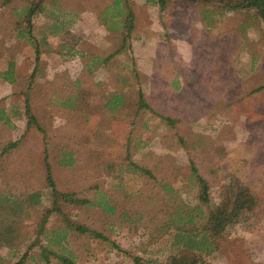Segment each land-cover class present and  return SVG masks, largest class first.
<instances>
[{
	"label": "rangeland",
	"instance_id": "rangeland-1",
	"mask_svg": "<svg viewBox=\"0 0 264 264\" xmlns=\"http://www.w3.org/2000/svg\"><path fill=\"white\" fill-rule=\"evenodd\" d=\"M33 1L39 0H0V110L5 113L0 151L17 142L0 157V190L24 194L43 188L46 148L60 189L89 198L104 191L117 205L111 213L99 206L70 207L74 218L94 225L123 249L75 237L78 264H134L125 250L165 264L179 248L174 231L146 245L150 231L159 232L164 200L142 199L162 196L164 181L177 185L181 177L189 179L194 159L212 184H220L211 188L215 200L236 194L243 184L257 199L253 211L227 227L219 249L206 261L264 264V22L249 10L223 14L218 2L171 0L162 9L155 0H129L136 16L127 36L125 0H43L30 24L25 7ZM10 61L15 82L6 77ZM129 69L139 73L149 103L179 119L177 127L148 111L134 116ZM27 90L41 127H28ZM121 92L129 101L113 112L110 100ZM178 135L187 136L190 151ZM129 150L157 181L128 168L121 177L106 174L118 176V163H127ZM71 151L72 165L67 163ZM113 160L117 164L109 169ZM125 207L133 219L150 214L143 220L146 227L127 219ZM35 210L19 231L21 252L45 249L57 264L43 234L30 232L29 224L40 216ZM0 254L6 262L17 260L11 247L3 246Z\"/></svg>",
	"mask_w": 264,
	"mask_h": 264
},
{
	"label": "trees",
	"instance_id": "trees-1",
	"mask_svg": "<svg viewBox=\"0 0 264 264\" xmlns=\"http://www.w3.org/2000/svg\"><path fill=\"white\" fill-rule=\"evenodd\" d=\"M12 0H3V3H9ZM42 1L39 0L31 2L29 6L25 7L26 15L28 16V23L31 24L34 15L38 10H42ZM162 9L171 0H155ZM194 2L212 4L214 2L220 3L222 13H229L236 10H249L252 11L260 21L264 22V0H191ZM204 13V19L210 22L207 17L208 12ZM124 16V24L127 36H130L135 27V11L130 5L129 0H125V5L122 10ZM207 22V23H208ZM126 41V39H125ZM37 57L39 54L37 52ZM112 58H106L108 61ZM100 59H98L99 61ZM128 81L132 87L130 95L134 96V116H138L140 112H150L153 115L159 116L164 123L171 127H177L179 121L169 114H162L158 112L148 101L145 92L142 87L140 75L135 69H129ZM36 71L32 74L34 77ZM4 72L0 71V74ZM8 74L6 77L15 82V62L10 61V65L6 70ZM126 77V74H124ZM127 78V77H126ZM76 81L75 83H79ZM31 85H28L30 89ZM263 87V86H262ZM260 88L254 89V91ZM31 90V89H30ZM25 110L29 116L28 127L39 124V118L33 112L31 103V93L28 90L25 92ZM127 94L115 93L111 98L110 109L113 112L121 110L123 105L129 101ZM75 97H70L69 105H73ZM106 106L109 104L106 103ZM2 111V112H1ZM3 110H0V119L4 117ZM136 118V117H135ZM133 121H136L135 119ZM137 122V121H136ZM180 136L179 139L182 142L186 150H189V143L187 142V136ZM17 142H12L9 146L0 151V157L10 151L12 146H15ZM196 147V145L194 146ZM129 149V148H128ZM190 151V150H189ZM68 164L72 165L75 162V152L69 153ZM127 161L126 164L118 163L119 169H117L118 176L106 172L108 176L121 177L124 170L133 169L138 171L141 175H149V180H156L157 175L147 168L137 164L133 161L130 150L127 156L124 158ZM42 161L44 164V187L41 189L32 188L24 194H18L12 191L4 192L0 190V249L3 246L11 247L15 250L17 260L6 262L3 256L0 254V264H54L52 258L46 253V250L35 253L32 248H28L26 251L21 252V246L24 239L19 233L20 229L24 227L27 217H32L33 209L40 210V216L36 220V223L29 224L33 226L30 232L42 233L46 238L48 248L55 254L54 259L57 260V264H78L80 260L77 254L76 248H74L73 239L75 237L87 236L90 239H101L108 241L112 244V248L116 251H123V249L116 244L109 236L105 235L101 230L97 229L94 225L78 220L73 217V212L70 209L73 205H85L88 207L99 206L106 212H113L117 210V205L108 199V194L104 191L98 192L101 197L97 195L89 198L87 196H80L75 191H65L58 187L56 177L53 170V165L50 159L49 152L46 148L42 154ZM113 160L110 163L109 169H114ZM191 177L193 181L189 183V179L181 177L179 184H174L176 180L164 181L162 184V196H147L142 200L150 204L156 202L157 198H161L163 201L159 218L161 224L159 232L153 229L149 233V240L146 241V245H152L165 234H173L175 242L179 248L170 256L169 261L165 264H208L205 256L212 255L219 249L220 239L224 236L227 227L235 221L246 210L253 211L256 207L257 199L255 194L251 193L249 187L245 184L239 186L236 194L228 195L224 200H215L212 195L211 188L213 186H220L219 183L212 184L211 178L206 177L202 171V168L196 165L195 160L191 161ZM219 170V169H217ZM212 173L216 175V171L213 169ZM193 176V177H192ZM157 181V180H156ZM154 181L153 186L158 188V184ZM233 182L232 184H236ZM239 183V182H238ZM241 184V183H239ZM122 185L119 182V186ZM228 185V184H227ZM230 185H228L229 187ZM97 188V187H96ZM219 187H217V190ZM142 189H139V193ZM228 194V193H226ZM225 194V195H226ZM175 208L174 210H172ZM38 210V211H39ZM34 211V212H35ZM124 216L131 220L133 223H144V219L150 214L141 212L138 219L132 218L129 210L125 207L122 210ZM154 220V216L153 219ZM24 224V225H23ZM146 227V224H143ZM140 227L136 228L139 229ZM53 246H59L55 249ZM134 258V264H164L162 261L155 260L154 258L144 259L142 256L133 255L131 250H125ZM102 264H107L103 262ZM109 264H124L121 262H111Z\"/></svg>",
	"mask_w": 264,
	"mask_h": 264
}]
</instances>
